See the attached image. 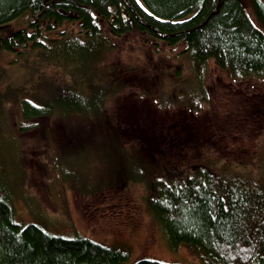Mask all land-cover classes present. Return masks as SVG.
I'll use <instances>...</instances> for the list:
<instances>
[{
  "label": "trees",
  "instance_id": "obj_1",
  "mask_svg": "<svg viewBox=\"0 0 264 264\" xmlns=\"http://www.w3.org/2000/svg\"><path fill=\"white\" fill-rule=\"evenodd\" d=\"M19 15L24 24L11 35L0 36V52L24 58L32 53L41 61L54 62L58 69L67 68L60 81L44 79L40 86L36 84L34 96L20 89L18 131L49 123L51 137L60 146L66 136L77 144L75 136L87 133L80 122L86 114L84 104L92 102L95 108L90 110L100 112L103 123L111 127L109 136L101 135L104 146H146L148 158L135 161L141 170L169 162L163 178L150 179L147 208L172 249L185 242L197 254L207 255L212 264H264V0H0V23ZM66 37L85 41L59 46L57 42ZM121 41H132L133 53L150 49L159 56L170 50L180 55L177 58H187L188 72L195 73L193 81L200 85L198 102L187 104L178 96L174 105L197 111L194 119L200 117L199 110L209 111L202 106L206 90L199 78L208 66L230 76L242 101L234 114L225 108L218 122H206L210 124L206 134L212 139L202 143L192 130L181 138L157 132L152 117L135 116V124H129L120 112L123 108L118 111L116 103L109 110L104 106L107 95H121L132 79L125 63L115 62L121 67L115 80L106 70L111 64L106 54L119 49ZM73 51L84 64L101 71L96 83L90 84L89 96L94 92V100L77 99L82 94L76 86L85 74ZM179 76L176 71L162 78L168 82ZM83 83L87 90L85 79ZM178 92L183 95L181 88ZM156 103L162 106L158 105L162 100ZM227 116L234 120L233 129ZM138 121L147 124L139 127ZM38 134L43 136V129ZM225 136L232 146H227ZM214 139L222 143L215 144ZM19 155L18 163L26 162L24 152ZM132 179L140 180L141 173ZM11 196V190L0 184V264H124L127 260V251L91 237L58 234L36 221L21 223ZM130 264L181 263L139 258Z\"/></svg>",
  "mask_w": 264,
  "mask_h": 264
},
{
  "label": "rangeland",
  "instance_id": "obj_2",
  "mask_svg": "<svg viewBox=\"0 0 264 264\" xmlns=\"http://www.w3.org/2000/svg\"><path fill=\"white\" fill-rule=\"evenodd\" d=\"M23 24L21 15L0 23V36L11 35ZM75 41L81 43L85 40L66 37L57 44H74ZM131 43L132 41H121L119 49L106 54L111 62L106 69L110 71V80L116 79V70L121 71L118 63L126 64L125 69L131 75L128 78H132L128 82L130 86L121 95H107L104 98L106 110L110 109V104L116 103L118 111L123 108L120 112L129 124H135V116L141 119L152 117L158 124L157 132L181 138L185 131L192 130L201 143L212 139L206 134V129L210 127L206 122H218L222 109L225 108L230 114H234L242 101L239 89L231 84L230 76L213 66L204 70L199 77L206 90L202 106L208 108L209 114L214 112L208 117V112L199 110L200 117L194 119L197 111L180 107L179 104L174 105L178 96L183 97L182 100L187 104L194 105L199 92V83L193 81L195 73L188 72L187 58H177L180 55H175L170 50H165L159 56L152 54L150 49L133 53L130 51ZM73 52L78 58L81 57L76 51ZM33 55L29 53L24 58L11 51L0 52V184L13 193L11 201L15 217L21 223L36 221L58 234L85 235L104 245L119 247L128 252L124 264H130L139 258L168 263L212 264L207 255L197 254L196 249L185 242H180L172 249L164 230L155 223L148 211L147 197L152 187L150 179L163 178L164 166L169 162L165 160L141 170L136 163L137 160L144 161L148 158L146 146L134 144L123 149L114 144L104 146L100 142L101 135L109 136L111 127L103 123L104 117L100 112L90 110L95 108L92 102L84 104L86 114L82 113L80 122L87 133L81 138L75 136L77 144L66 136L65 145L60 146L51 137L52 127L49 123L36 129L18 131L16 119L17 124H20L21 103L16 96H19L20 89L34 96L33 88L36 84H41L44 79L60 81L62 72L67 68V62L63 63L66 68L63 66L58 69L54 62L47 59L41 61ZM78 62L82 65L81 74H85L87 90L82 79L76 86L82 94L77 99L79 102L94 100V92L89 96L92 87L90 84L96 83V75L101 71L92 64H84L81 58ZM145 62L150 63L148 68L145 67ZM176 71L181 72L178 78L168 82L166 78H162H168L170 73ZM147 78L153 80L150 82ZM62 79L64 82L67 80ZM179 88L183 90V95L178 92ZM73 90L74 94L78 93ZM125 93L127 94L124 95ZM85 95L87 99L84 98ZM156 99L162 100V104H158L162 106H155ZM227 120L233 129L234 120L228 116ZM139 123L144 121L137 122L140 127ZM15 126L16 130L13 129ZM47 128L50 130L47 131ZM39 129H43V136L38 134ZM223 140L227 146L233 145L227 136ZM214 143L221 144L222 140L214 139ZM208 144L213 146L212 143ZM20 146L23 148H19ZM234 148L229 147L228 150ZM58 150H62L61 153L58 154ZM19 152H24L26 162L18 163ZM140 173V180L132 179L133 174ZM89 177L91 180L87 179ZM92 188L97 190L90 193Z\"/></svg>",
  "mask_w": 264,
  "mask_h": 264
}]
</instances>
